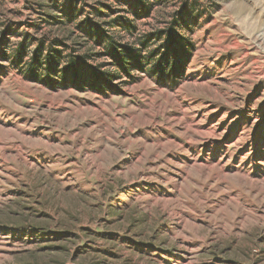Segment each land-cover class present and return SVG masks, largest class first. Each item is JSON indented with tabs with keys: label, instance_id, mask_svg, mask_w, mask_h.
I'll use <instances>...</instances> for the list:
<instances>
[{
	"label": "rangeland",
	"instance_id": "rangeland-1",
	"mask_svg": "<svg viewBox=\"0 0 264 264\" xmlns=\"http://www.w3.org/2000/svg\"><path fill=\"white\" fill-rule=\"evenodd\" d=\"M0 264H264V0H0Z\"/></svg>",
	"mask_w": 264,
	"mask_h": 264
},
{
	"label": "trees",
	"instance_id": "trees-1",
	"mask_svg": "<svg viewBox=\"0 0 264 264\" xmlns=\"http://www.w3.org/2000/svg\"><path fill=\"white\" fill-rule=\"evenodd\" d=\"M173 47L167 49L165 57L163 59L158 60V66L165 71L166 69L169 70L171 76L173 74H177L178 72L184 71L188 60L190 59V54L187 53L188 48L180 47L177 51L173 49ZM110 50H111V58L114 66L117 70L121 73H124L126 76L131 77L132 72L142 69L143 62L141 61V57L138 53L130 47L124 46L119 44L115 41H111L110 43ZM156 56H153L155 59ZM80 60V59H78ZM77 60V61H78ZM77 61L72 60L68 66L67 70H74V82L77 88H85L83 85V77H80L78 68L76 66ZM167 70V71H168ZM66 76H68L69 72L65 71ZM91 83H84L86 85H90L94 88H111L112 85V78L108 75V73H101L97 69H92L91 71ZM100 90V89H99Z\"/></svg>",
	"mask_w": 264,
	"mask_h": 264
}]
</instances>
